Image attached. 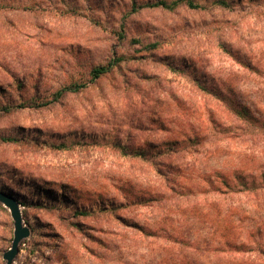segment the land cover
<instances>
[{
    "label": "rangeland",
    "instance_id": "1",
    "mask_svg": "<svg viewBox=\"0 0 264 264\" xmlns=\"http://www.w3.org/2000/svg\"><path fill=\"white\" fill-rule=\"evenodd\" d=\"M132 1L0 0V137L17 138L0 142V192L31 231L14 264H264V191L214 190L217 174L263 178V126L200 88L237 93L264 120V0ZM74 83L86 88L43 105ZM196 135L156 158L168 181L114 148ZM12 237L0 205V264Z\"/></svg>",
    "mask_w": 264,
    "mask_h": 264
},
{
    "label": "trees",
    "instance_id": "2",
    "mask_svg": "<svg viewBox=\"0 0 264 264\" xmlns=\"http://www.w3.org/2000/svg\"><path fill=\"white\" fill-rule=\"evenodd\" d=\"M132 10L137 11L138 9H148V8H160L163 10L168 11H174L177 8L180 7H186L188 9L196 10L203 8L202 5L196 2V0H146L141 1L140 3L136 2L135 0L132 1ZM213 6L217 7H228V3L225 0H214ZM149 47H154V44H152ZM127 61V59L124 56H120L112 61H110L106 65H101L94 67L90 71V81L94 82L103 76L109 74L111 70L117 66H119L121 63ZM245 67V66H244ZM247 69L252 71L253 73L257 74V70L250 65L246 66ZM86 88L85 84H71L68 86L63 87L62 89L56 91L52 95L51 100H47L45 104L43 105H49L54 102H58L62 97H64L67 94L72 93H78L82 89ZM202 90L213 94L214 97L218 99V101H221L225 106L228 107L230 111L234 113L241 121L240 123L242 125H245L250 128H262L264 129V120H261L262 118H259L256 116V114L253 112V110L246 104H244L240 98L238 97L237 93H227L225 94L219 88L217 87H210V86H201ZM1 92V89H0ZM10 108H4L0 111L7 112ZM260 124L262 126H260ZM16 137H0V142H16ZM198 137L197 135L193 138L188 137L186 141L179 142L177 140L166 142L160 147H154L150 146L149 144L142 145L146 147H137L134 149L128 148L127 145H120V144H114V148L119 151V153L122 156H128L133 158H138L141 160L150 161L154 168L156 169V173L160 174L163 177L162 171L163 168H167V166H164L162 162H159L156 158L159 156H163V153H169V152H176L180 150L187 151L190 147H193L195 144H197ZM67 146L65 144H61L59 146H56L57 150L64 149ZM169 161V160H168ZM219 177V183L220 186L214 187V190L221 193V194H235V193H241V192H256V191H264V174L263 178H257L252 175L244 174L240 171H234V174L231 177L224 176L221 174H217ZM164 179V178H163ZM161 181V180H160ZM163 181H168V179H164ZM167 186V184H166ZM14 195V194H9ZM16 196V195H14ZM17 198V197H16ZM25 205V204H23ZM104 208L103 212H109L111 209ZM78 216H86L90 215L87 212H76Z\"/></svg>",
    "mask_w": 264,
    "mask_h": 264
},
{
    "label": "water",
    "instance_id": "3",
    "mask_svg": "<svg viewBox=\"0 0 264 264\" xmlns=\"http://www.w3.org/2000/svg\"><path fill=\"white\" fill-rule=\"evenodd\" d=\"M0 205L8 210L13 223V237L11 245L3 255L4 264H14L15 259L19 254V247L24 240L30 237V228L25 224L21 205L13 196L0 192Z\"/></svg>",
    "mask_w": 264,
    "mask_h": 264
}]
</instances>
